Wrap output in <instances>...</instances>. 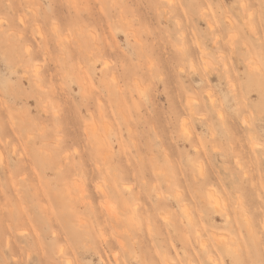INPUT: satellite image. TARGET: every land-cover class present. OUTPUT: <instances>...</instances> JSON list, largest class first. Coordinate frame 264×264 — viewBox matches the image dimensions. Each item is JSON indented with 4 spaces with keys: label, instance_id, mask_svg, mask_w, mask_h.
<instances>
[{
    "label": "rangeland",
    "instance_id": "374dc122",
    "mask_svg": "<svg viewBox=\"0 0 264 264\" xmlns=\"http://www.w3.org/2000/svg\"><path fill=\"white\" fill-rule=\"evenodd\" d=\"M0 155V264H264V0H0Z\"/></svg>",
    "mask_w": 264,
    "mask_h": 264
},
{
    "label": "bare ground",
    "instance_id": "6f19581e",
    "mask_svg": "<svg viewBox=\"0 0 264 264\" xmlns=\"http://www.w3.org/2000/svg\"><path fill=\"white\" fill-rule=\"evenodd\" d=\"M33 15V14H32ZM33 17V16H32ZM32 19V18H31ZM36 20V19H35ZM33 21V20H32ZM22 22V21H21ZM25 23H27V21L25 22ZM251 23V22H250ZM250 23H249V26H250ZM252 24V23H251ZM231 25H233V24H231ZM250 29V28H249ZM253 29V28H252ZM254 30V29H253ZM255 31H256V29H255ZM250 32H251V30H250ZM232 45V44H231ZM244 45H246V44H244ZM247 46H249V45H247ZM250 48V47H249ZM106 65V64H105ZM36 73V72H35ZM37 74V73H36ZM234 82V81H233ZM231 86H232V84H231ZM237 87V86H236ZM138 88H139V86H138ZM139 92V91H138ZM141 96V95H140ZM212 97V96H211ZM210 97V98H211ZM212 101V100H211ZM100 103H101V101H100ZM215 103V102H214ZM214 105V104H213ZM102 107V106H101ZM120 107V109H121V106H119ZM189 107H191V105H189ZM100 108V107H99ZM192 109V108H191ZM101 110L103 111V108H101ZM101 111V112H102ZM118 111H119V109H118ZM122 111H123V108H122ZM101 112H100V116H101ZM219 112V111H218ZM103 114V113H102ZM219 114H221V112L219 113ZM120 115V114H119ZM222 115H223V113H222ZM121 116H123V115H121ZM103 117V116H102ZM105 117V116H104ZM222 117V119L224 118V116H221ZM101 118V117H100ZM123 118H125V114H124V117ZM101 119H103L104 120V118H101ZM248 120V119H247ZM244 123H246L245 121H244ZM243 123V124H244ZM247 124V123H246ZM184 125V127L186 126L185 125V123L183 124ZM126 126H127V124H126ZM245 126V125H244ZM129 127V126H128ZM183 129V128H182ZM186 129V128H185ZM127 130H129L130 131V128L129 129H127ZM187 131H189L188 129H186ZM131 132H132V130H131ZM133 133V132H132ZM132 133H131V135H132ZM189 133H191V132H189ZM213 133V132H212ZM109 134V133H108ZM107 133H106V135H108ZM130 134V133H129ZM214 134V133H213ZM3 135V134H2ZM191 136V135H190ZM215 136V135H214ZM103 138V137H102ZM107 139H108V136L106 137ZM109 140V139H108ZM105 141V140H104ZM192 141V140H191ZM201 145V144H200ZM257 145V144H256ZM191 146H193V145H191ZM202 146V145H201ZM191 148V147H190ZM204 148V147H203ZM206 150V149H205ZM104 154V153H103ZM207 155H208V152H207ZM1 156V155H0ZM200 157H201V155H200ZM209 157V156H208ZM205 158V157H204ZM203 158V159H204ZM102 159H103V157H102ZM195 160H196V158H195ZM209 160V159H208ZM101 163H102V160H101ZM107 163V162H106ZM105 164V163H104ZM98 167H99V165H97ZM199 166V165H198ZM204 166H205V164H204ZM105 167H106V165H105ZM100 168V167H99ZM201 168V167H200ZM200 168H198L199 170H200ZM202 170V169H201ZM200 170V171H201ZM203 173H204V171H203ZM181 175H182V173H181ZM199 175H202V173H200L199 172ZM202 177H204V175H202ZM209 177V176H208ZM199 179H200V176H199ZM202 180L203 181H205L204 180V178H202ZM169 181V180H168ZM200 181V180H199ZM206 183H207V181H205ZM209 182V181H208ZM197 183V182H196ZM200 183H202V182H200ZM198 184V183H197ZM196 184V185H197ZM210 184V183H209ZM167 185H168V183H167ZM195 185V184H194ZM170 185H168V187H169ZM220 187V186H219ZM195 188V187H194ZM193 188V189H194ZM178 189V188H177ZM183 189V188H182ZM167 190H169V188L167 189ZM197 192V191H196ZM195 192V193H196ZM178 194V193H177ZM179 195H180V193H179ZM215 195V194H214ZM212 196V195H211ZM179 197V196H178ZM180 197H182V195L180 196ZM179 197V198H180ZM185 197V196H184ZM209 197V199H212L211 197H210V195L208 196ZM214 197V196H213ZM219 199V198H218ZM179 200V199H178ZM219 201V200H218ZM210 202H212V204L214 203H216V200H215V198H214V201H210ZM222 203V202H221ZM185 205V204H184ZM190 205V204H189ZM216 205H218V203H216ZM221 205V204H220ZM225 205H226V203H225ZM181 206H183V205H181ZM226 207H227V205H226ZM185 208H186V205H185ZM187 209V208H186ZM189 209V208H188ZM184 210V209H183ZM185 211V210H184ZM190 211V210H189ZM192 211V210H191ZM12 214V213H11ZM186 215L188 214V212L187 213H185ZM189 216V215H188ZM242 216H244V215H242ZM190 218V217H189ZM246 218V217H245ZM190 220L192 221V217L190 218ZM193 224V223H192ZM194 225V224H193ZM3 231V230H2ZM200 235V234H199ZM58 239V238H57ZM199 239V238H198ZM218 240V239H217ZM220 240V239H219ZM7 243H9V241H7ZM200 243V242H199ZM10 244V243H9ZM9 244H8V246H9ZM11 245V244H10ZM204 245H205V243H204ZM12 246V245H11ZM10 247V246H9ZM12 249V248H11ZM14 247H13V252H16V251H14ZM60 249H62V247H60ZM59 249V250H60ZM11 250V251H12ZM61 252V251H60ZM57 253L59 254V251L57 250ZM63 253H64V249H63ZM15 254V253H14ZM59 256H60V254H59ZM62 257L61 258H65V257H63V254L61 255ZM65 256V255H64ZM214 261V260H213ZM217 262V261H216ZM219 263V262H218ZM217 264V263H216Z\"/></svg>",
    "mask_w": 264,
    "mask_h": 264
}]
</instances>
